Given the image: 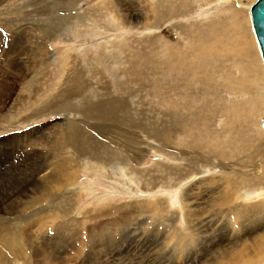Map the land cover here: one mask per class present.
I'll return each mask as SVG.
<instances>
[{
    "label": "rangeland",
    "instance_id": "374dc122",
    "mask_svg": "<svg viewBox=\"0 0 264 264\" xmlns=\"http://www.w3.org/2000/svg\"><path fill=\"white\" fill-rule=\"evenodd\" d=\"M160 1L0 0V198L17 192L26 204L41 189L54 198L14 216L0 206V232L20 236L8 223L15 216L45 209L58 217L54 224L47 214L35 217L36 228L23 233L40 240L11 244L20 257L44 247L49 262L59 259L53 264H213L247 237L264 235V64L251 19L258 0L236 4L246 8L244 29L232 27L222 41L241 28L254 52L243 47L241 57L240 44L230 42V55L212 62L201 56L215 37L211 24L231 16L225 9L233 1L201 8L170 0L157 17ZM172 6H179L173 15ZM144 19L149 27H141ZM247 55L261 68L263 88L248 90L253 101L261 94V118L237 127L224 109L246 101L243 86L254 80L242 82L243 65L252 67ZM190 130L204 138L192 149ZM74 139L78 146L69 147ZM94 151L106 170L88 160ZM201 152L205 163L197 161ZM216 164L237 175L216 172ZM229 193L224 207L207 210L209 200ZM185 210L206 213L187 226Z\"/></svg>",
    "mask_w": 264,
    "mask_h": 264
},
{
    "label": "bare ground",
    "instance_id": "6f19581e",
    "mask_svg": "<svg viewBox=\"0 0 264 264\" xmlns=\"http://www.w3.org/2000/svg\"><path fill=\"white\" fill-rule=\"evenodd\" d=\"M170 0H161L159 3L161 6H156L158 7L156 9V12L154 11V13L157 14V17H159V14H162V11H161V8L162 7H166V5H168L167 3L169 2ZM180 1H185L186 2V5H188V0H180ZM209 1H217V0H194L193 2L195 3H200V7L202 8L203 6H205V4L203 5L202 3H208ZM219 1V0H218ZM223 4H226L227 2L231 1V0H220ZM233 3L232 5L229 7V10L225 9V12L227 11H230L231 10V16H227V18H225L223 21V24L222 25H218L216 20L215 22H213L211 24V27L212 29L215 31V38H217L216 40L217 41H220L221 44H219V42H217L216 40H214L213 38L211 40H209L210 42V45L208 47H206L203 51H202V54L201 56L207 60V58H209V60L207 61H214L217 59V57L219 58V61L220 59L224 58V57H228L230 54H228V49H230L231 45H230V42L236 46H238L240 44V46L237 48V52H240L241 54V57L242 55L245 53V50L244 48L249 52V53H252L254 52L251 51L249 49V40L246 39V37L243 36V32L242 29V26L240 25V20H241V12L242 10H245L244 8H240V7H244L243 6V0H232ZM5 2V0H4ZM3 3V2H2ZM103 3V2H102ZM153 3V2H152ZM236 4H239L240 7H237ZM154 5V3H153ZM198 5V4H197ZM216 6V5H215ZM212 7V5H211ZM168 9H170L171 11V14H176L179 10V6H172V7H167ZM186 8V7H185ZM207 8H208V5H207ZM215 8V7H213ZM113 9V8H112ZM152 10V9H151ZM203 10V9H202ZM213 10V9H212ZM222 10V9H221ZM166 12V11H165ZM216 12V10L212 11V16L214 15V13ZM224 12V11H222ZM246 12V11H245ZM244 12V13H245ZM155 14V15H156ZM204 14H206L204 12ZM225 14V13H223ZM222 14V15H223ZM227 14V13H226ZM229 14V12H228ZM144 15V14H143ZM210 14H207L206 17H209ZM205 16V15H204ZM211 16V17H212ZM147 17V16H146ZM145 17V19H146ZM201 17V16H200ZM248 17V16H247ZM246 17V18H247ZM244 18V17H243ZM242 18V19H243ZM144 19V22L142 23L141 27L143 28H146V27H149L150 25L147 23V21H145ZM209 19V18H208ZM207 19V20H208ZM252 19V18H251ZM148 20V19H147ZM213 20V19H212ZM210 20V21H212ZM220 21V20H219ZM243 23V20H241ZM222 23V22H221ZM245 23V22H244ZM247 24V22H246ZM140 25V22L138 23V26ZM245 25V24H244ZM243 25V26H244ZM246 26V25H245ZM244 26V27H245ZM232 27H241L240 30H238L237 28V31H236V34L233 35L230 39V42L228 41V39H226L225 43L222 44V41L226 38V33L229 32L230 30H234ZM134 29L138 30L140 29L139 27H133L131 29V31H134ZM230 29V30H229ZM212 30V31H213ZM229 30V31H228ZM249 30V28H248ZM210 33V32H209ZM232 33V32H231ZM246 33V34H245ZM213 34V33H212ZM244 34L245 35H248V33L246 32V30L244 31ZM228 38V37H227ZM1 40V38H0ZM1 43V41H0ZM3 43V41H2ZM213 45H215V47H213ZM2 46V45H1ZM179 45L176 43L174 45H172V48H177ZM217 46V47H216ZM244 47V48H243ZM3 48V47H2ZM253 48V47H252ZM251 48V49H252ZM110 50V49H109ZM215 51L219 52L217 54V56L214 58L213 55H216ZM114 52V51H113ZM258 53V51H257ZM255 52V54H257ZM239 55V54H237ZM213 56V57H212ZM245 57V56H244ZM214 58V59H213ZM256 58V56L254 57ZM245 61L248 62L252 67H247L246 65H243L242 64V59H240V63L243 65V71H245V78L242 80V82H245L246 80L249 82V79L250 81L253 80V82H250L249 84L248 83H245L244 84V88L242 90V99L245 97V102H242V101H239L235 104L233 103H227L228 105L225 106V109H224V112H225V120H226V123L229 124L230 122L234 123L236 122V126L239 127L241 124H246V122L248 123H252L253 125L259 121V117L258 118V115H257V111H258V103L256 101H260L261 99V94H257L256 96V101H253L250 99V96L251 94H249V89L250 87H254L255 91H257V88L258 87H262V84L256 79L257 78V74L259 73V71H261V68L254 65L253 64V60H252V57L250 55H247L245 58ZM258 59V58H257ZM256 61V60H255ZM259 61V60H258ZM257 62V61H256ZM196 63V61H195ZM13 64V63H12ZM15 64V63H14ZM10 65V64H9ZM258 65V63H257ZM19 67V66H18ZM33 69V68H32ZM31 70V69H30ZM36 71V70H35ZM30 72V71H29ZM208 72H210V69H204L202 71V75H203V78H205V76L208 75ZM242 72V71H241ZM27 73V72H26ZM33 74V73H32ZM30 76V75H29ZM34 77V76H33ZM250 77V78H249ZM26 78V77H25ZM260 78V77H259ZM74 79V78H73ZM28 83V82H27ZM264 83V82H263ZM29 85V84H28ZM228 86V85H227ZM249 87V88H247ZM76 88V87H75ZM81 88V87H80ZM237 89V92L238 93H241L240 90L238 89L237 85L235 87ZM263 88V87H262ZM78 89V88H77ZM82 89V88H81ZM232 89V86L230 87V91ZM80 90V89H79ZM78 90V91H79ZM253 90V89H251ZM71 92V91H70ZM234 92V91H233ZM254 92V90H253ZM64 93V92H63ZM74 93V92H72ZM78 93V92H77ZM75 93V94H77ZM81 93V92H80ZM262 93V92H261ZM1 94V92H0ZM68 94V93H67ZM74 94V95H75ZM255 94V93H254ZM81 96V95H80ZM65 97V96H64ZM73 97V96H72ZM61 98L60 99H56L54 104H53V107L56 108L57 107V103L60 102ZM64 100V99H63ZM66 100V99H65ZM263 100V99H262ZM264 101V100H263ZM181 103V102H180ZM66 105V104H65ZM261 106V105H260ZM100 115V114H99ZM168 118V117H167ZM196 118V117H195ZM122 119V118H121ZM173 120V118H172ZM168 121V120H167ZM225 123V124H226ZM247 123V124H248ZM259 124H256L257 126V129L259 128ZM193 128V127H192ZM248 128V127H246ZM149 129V128H148ZM156 131V130H155ZM171 132V131H170ZM192 130L189 131V137H190V149L193 148V146H196V143L198 142H203L204 138L203 137H200V136H195L193 135L192 133ZM156 133V132H155ZM167 134V133H166ZM158 135V133H157ZM170 135V134H169ZM162 136V135H161ZM168 136V135H167ZM155 137V135H154ZM167 138V137H166ZM101 139V138H100ZM56 140V139H55ZM103 141V140H102ZM68 142V141H67ZM110 142V141H109ZM170 142V141H169ZM77 143H79L76 139H74V142H72L69 147H74V145H76ZM98 143V142H97ZM112 143V142H110ZM114 143V142H113ZM247 143V142H246ZM251 143V142H249ZM168 143L166 142V145ZM231 144V143H230ZM81 145V144H80ZM204 145V144H202ZM252 145V144H251ZM78 146V145H76ZM87 146V145H86ZM84 145L82 144L81 146H79V148H83ZM98 147V146H97ZM168 147V145H167ZM88 148V147H87ZM86 148V149H87ZM90 148V147H89ZM116 148V147H115ZM85 149V148H84ZM94 149V148H93ZM96 149V148H95ZM77 150V149H75ZM79 150V149H78ZM98 150V149H97ZM116 150V149H115ZM93 151V150H92ZM169 151V150H168ZM206 151V150H205ZM82 152V151H81ZM210 152V151H209ZM76 153V152H75ZM166 153V152H165ZM167 153H170V152H167ZM202 153H199V155L197 156V161L198 162H204V159L203 156H202ZM206 154H209L208 153V150L207 152H205ZM240 153V152H239ZM196 154V153H195ZM77 155V154H76ZM83 155V154H82ZM86 155H88V160H90V162H92V164L99 168L101 171H104L106 170V165L103 164V163H99V161L101 160L100 157L98 155H100L99 151H94L93 153L89 154L88 152H86ZM122 156V155H121ZM86 157V156H85ZM176 157V156H175ZM221 162V161H220ZM205 163V162H204ZM208 163V162H207ZM223 163V162H222ZM225 163V162H224ZM236 164V163H234ZM233 164V166H234ZM239 166H240V163H238ZM242 164V163H241ZM208 165V164H207ZM211 166V164H210ZM232 167V165H230ZM244 166L245 168V165H242ZM213 167V166H211ZM226 167H229V166H226ZM231 167L229 169H224L225 168V165L223 164H216V172H217V169H221V171H225L226 172V175L229 174L228 176H230L231 174H235L237 175L235 171L233 170H230ZM203 168L207 169L206 168V165L203 166ZM262 168V167H261ZM125 169V168H124ZM223 169V170H222ZM258 169H253L252 173H255V175L259 174L258 172ZM209 170H212L209 169ZM229 170V171H228ZM123 171V170H122ZM241 171V170H240ZM42 171H40L41 173ZM125 172V171H124ZM25 173V172H24ZM133 173V172H132ZM136 173V172H135ZM231 173V174H230ZM225 174V173H224ZM124 175V174H123ZM234 175V177H235ZM254 175V174H253ZM55 176V174L53 175ZM14 177V176H13ZM234 179V178H232ZM263 181V180H261ZM204 183V181H202ZM256 182L259 184V181H257L256 179ZM14 183V182H13ZM262 183V182H261ZM260 183V184H261ZM18 184V183H17ZM243 184V183H242ZM259 184V185H260ZM199 185V184H198ZM201 185V184H200ZM23 186V185H22ZM240 186V185H239ZM16 187V186H15ZM19 187V186H18ZM17 187V188H18ZM229 187V186H228ZM9 188V187H8ZM7 188V189H8ZM22 188V187H21ZM13 189V188H12ZM20 189V188H19ZM18 189V190H19ZM6 190V189H5ZM11 190V189H10ZM232 190V188L230 189ZM21 191V190H20ZM14 192H16L14 190ZM38 195L34 196L33 198H31V200H29L26 204H21V202L19 201L20 200V197H22L23 195L22 194H19V193H15V194H19L18 196L15 197V194L12 193V196L10 195V197L6 198L7 196H4V199L2 200L0 198V206H3L4 205V208L3 211H8V209H14L15 211H13V213H11L10 216H14L15 214H21V213H25L26 210L31 206H34L33 204H36V203H40V202H43V201H46V200H50L52 201L51 199H54L52 198V195L50 194V192L45 189L43 191V189H41L40 191L36 192ZM233 193H234V190H233ZM5 194L2 186H0V197ZM8 194V193H7ZM27 195V194H26ZM24 194V196H26ZM232 195V193H229V195H225V196H222L220 198H215L216 200L214 199H211L209 200L208 202H210L211 205H209V207H207V210H212L216 205H217V208H222L224 207L226 202H227V198L228 196ZM15 197L14 200H11L12 198L11 197ZM28 196V195H27ZM260 196V195H259ZM245 197H243V195H238V200H234L235 202L237 203H241L242 200L244 199ZM228 199H230L229 201H231V197H229ZM250 199V198H249ZM11 200V201H10ZM8 202V203H7ZM7 203V204H6ZM184 203V202H183ZM221 203V205H220ZM56 204V203H55ZM10 205V206H9ZM44 205V204H43ZM185 207V209H187L186 206H183ZM196 207V206H195ZM238 207V206H237ZM33 208V207H32ZM35 208V207H34ZM1 209V210H2ZM168 209V208H167ZM206 210V211H207ZM33 211V210H32ZM37 211V210H36ZM186 211V214H185V221H186V224L187 226H190L192 224V222L190 221V217L194 214H196L198 212V216L199 215H204L206 212L201 210V211H197V210H194V211H191V210H185ZM28 212V211H27ZM108 212V211H107ZM30 213V212H29ZM34 213V212H33ZM29 214L28 216H25V217H22V218H19L17 216L13 217L12 219H10L8 221V223H10L11 227H15L16 231L18 233V235L20 236H12V235H9V234H3L2 232H0V264H10V263H13L15 261H19L21 264H53L55 262H57L59 259L54 257L52 260V262H49L50 261V253H49V249H45L44 247L40 248L39 249H36V248H39V247H36L35 249H32L31 251H29L27 253V249H24V251L22 252V255L23 253L25 254L26 257H20L19 254L14 250V248L11 247V244H13L14 246L16 247H19V246H23L24 248H26L25 245L26 244V241H29V242H32V241H36L39 239L38 237V234L35 233L34 235H31V234H28V233H23L24 231L27 232L28 229H33V228H36V226L38 225V220L35 218L39 215H44V214H47L51 217H54L53 219V224L55 223L56 219L58 218L57 216H54L55 213H51L48 214L46 213L45 209L44 210H39L37 213L35 214ZM109 213V212H108ZM112 213V212H111ZM204 213V214H203ZM4 215V214H3ZM126 215V214H125ZM184 216V215H183ZM196 217V216H195ZM2 218V217H1ZM45 218V217H44ZM193 218V217H192ZM196 219V218H195ZM49 220V219H48ZM47 218H46V221H48ZM125 219H121L119 222H124ZM58 221H60L58 219ZM3 224L5 223V221H1ZM50 222V221H49ZM36 223V224H35ZM44 224V223H43ZM51 224V223H50ZM120 224V223H119ZM3 226V225H2ZM41 230V229H40ZM39 230V231H40ZM61 231V230H60ZM41 232V231H40ZM57 234V233H56ZM15 235V234H14ZM56 236V235H55ZM98 236H100L98 234ZM103 236V235H102ZM61 237V236H60ZM56 238V237H55ZM40 240V239H39ZM35 245L38 244L37 242H33ZM61 242H59L60 244ZM65 244V243H64ZM61 245V244H60ZM67 245V243H66ZM237 245V244H236ZM53 247V246H52ZM57 247V246H56ZM63 247V246H62ZM227 247V246H226ZM34 248V247H33ZM47 248V247H46ZM51 248V247H50ZM61 248V247H59ZM52 249V248H51ZM223 249V248H222ZM227 249V248H226ZM20 250V249H18ZM23 250V249H22ZM35 250H38L37 252H34ZM225 250V249H224ZM12 251V252H11ZM164 251V250H163ZM183 251V250H182ZM229 251V250H227ZM231 251V250H230ZM10 252V253H9ZM51 252V251H50ZM225 252V251H224ZM21 253V251H20ZM219 253V252H218ZM226 254V253H225ZM224 254V255H225ZM53 255V254H52ZM55 256H57L55 253H54ZM220 255V254H218ZM227 255L228 256H225V257H222L220 260L218 259H215L214 263L213 264H262L264 263V235H261V236H257V237H247L246 239H244L243 241H241L238 246L234 247L232 249V251L228 254L227 252ZM221 256V255H220ZM58 257V256H57ZM217 257V255H216ZM62 260V259H61ZM64 260V259H63ZM44 261L46 263H44ZM165 261V260H164ZM163 261V262H164ZM143 262V261H142ZM16 263V262H15ZM65 263V262H64ZM117 263V262H115ZM68 264V263H67ZM207 264V263H206Z\"/></svg>",
    "mask_w": 264,
    "mask_h": 264
},
{
    "label": "water",
    "instance_id": "95a60500",
    "mask_svg": "<svg viewBox=\"0 0 264 264\" xmlns=\"http://www.w3.org/2000/svg\"><path fill=\"white\" fill-rule=\"evenodd\" d=\"M252 27L264 64V0H258L251 9ZM264 129V119L262 122Z\"/></svg>",
    "mask_w": 264,
    "mask_h": 264
}]
</instances>
